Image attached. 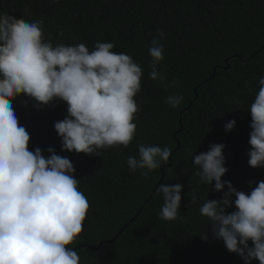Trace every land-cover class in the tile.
Here are the masks:
<instances>
[{
  "label": "trees",
  "instance_id": "1",
  "mask_svg": "<svg viewBox=\"0 0 264 264\" xmlns=\"http://www.w3.org/2000/svg\"><path fill=\"white\" fill-rule=\"evenodd\" d=\"M0 13L28 22L43 19L45 40L53 46L84 43L91 51L97 41L111 42L114 52L130 55L142 68L134 97L140 106L136 134L128 147L101 149L100 155L61 150L54 124L67 115L65 102L38 109L23 94L11 101L30 135L29 150L39 147L47 156L51 147L74 165L78 190L89 202L83 231L70 246L80 264H244L212 238L210 221L199 208L224 192H216L214 183L201 184L192 162L210 144L222 143L228 168L222 180L244 192L264 181V167H251L247 155L248 109L264 77V0H0ZM157 30L164 33L158 71L167 87L149 78V48ZM174 94L184 100L170 108L165 100ZM233 119L235 127L226 131ZM140 144L168 147L172 155L144 177L127 164L129 156L138 158ZM161 184L183 185V220L158 219Z\"/></svg>",
  "mask_w": 264,
  "mask_h": 264
},
{
  "label": "clouds",
  "instance_id": "2",
  "mask_svg": "<svg viewBox=\"0 0 264 264\" xmlns=\"http://www.w3.org/2000/svg\"><path fill=\"white\" fill-rule=\"evenodd\" d=\"M43 23V19L28 22L0 13V264H80L78 252L70 246L83 231L89 209L69 158L51 147L47 156L39 147L29 150L30 135L19 124L11 101L23 94L38 109L54 100L65 102L67 115L54 124L62 151L100 155L101 149L128 147L136 134L133 121L140 106L134 97L141 90V66L130 55L114 52L111 42L97 41L91 51L84 43L53 46L45 40ZM163 36L157 30L151 40L149 78L165 84L158 71L164 59L159 39ZM183 100L174 94L165 103L177 108ZM248 110L252 129L248 164L261 168L264 77ZM235 124L234 119L227 122L225 130L231 131ZM224 148L213 143L193 158L197 169L193 174L199 182L214 183L216 192H224L220 199H207L199 212L210 221L212 238L222 240L230 253L238 254L244 264L253 260L264 264V181L244 192L222 180L228 171ZM171 155L168 147L140 144L138 158L129 156L127 164L147 177L167 164ZM182 189L181 184H161L156 189L163 196L158 219L183 220ZM196 201L193 190L191 203ZM202 239L207 241L208 236Z\"/></svg>",
  "mask_w": 264,
  "mask_h": 264
},
{
  "label": "water",
  "instance_id": "3",
  "mask_svg": "<svg viewBox=\"0 0 264 264\" xmlns=\"http://www.w3.org/2000/svg\"><path fill=\"white\" fill-rule=\"evenodd\" d=\"M194 92H195V90H194ZM185 110H187V109H185ZM177 145H178V144H177ZM177 148H178V146H177ZM177 148H176V149H177ZM176 149H175V150H176ZM161 170H162V169H161ZM162 178H163V173H162L161 179H162ZM160 181H161V180H160ZM143 204H145V202H144ZM125 227H126V226H125ZM121 231H122V230H120V232H121ZM120 232H119V233H120ZM117 235H118V234H117ZM99 246H100V244H99Z\"/></svg>",
  "mask_w": 264,
  "mask_h": 264
}]
</instances>
